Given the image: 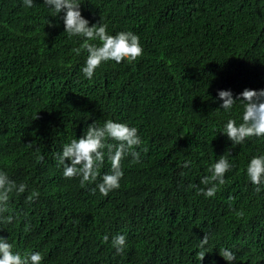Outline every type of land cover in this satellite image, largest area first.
<instances>
[{
	"label": "trees",
	"instance_id": "trees-1",
	"mask_svg": "<svg viewBox=\"0 0 264 264\" xmlns=\"http://www.w3.org/2000/svg\"><path fill=\"white\" fill-rule=\"evenodd\" d=\"M34 2L0 0V170L27 185L10 193L14 218L0 220V236L40 251L43 264H199L207 234L201 264L223 259L224 247L237 256L228 264H264V188L245 172L264 139L230 146L217 133L227 116L207 96L264 87V0H82L90 24L130 30L143 46L91 80L80 71L83 41ZM107 119L138 127L146 151L138 164L121 162V187L104 197L65 178L53 154ZM228 154L235 167L225 183L211 198L198 194ZM109 168L106 160L101 173ZM120 233L127 248L116 254L111 237Z\"/></svg>",
	"mask_w": 264,
	"mask_h": 264
},
{
	"label": "clouds",
	"instance_id": "clouds-1",
	"mask_svg": "<svg viewBox=\"0 0 264 264\" xmlns=\"http://www.w3.org/2000/svg\"><path fill=\"white\" fill-rule=\"evenodd\" d=\"M22 2L27 9L36 5L34 0ZM82 3V0H42L41 4L51 12V17L62 22L63 32L69 38L76 37L83 41L81 47L86 50L87 56L80 71L84 78L93 79L96 70L110 61L116 64L121 61H134L143 54V46L137 34L130 30L111 34L107 24H90L81 13ZM46 24L52 26L47 18ZM207 96L213 103L218 104L216 110L227 116L217 133L224 135L230 146L243 145L252 138L264 139V87L245 88L235 95L231 89H218L215 97ZM142 144L138 127L114 119H107L102 124H97L94 120L86 125L79 138L73 136L53 155L65 178H80L82 186L95 184L92 191H98L107 197L110 192L121 187L124 177L121 162L128 157L133 163L141 162L142 154L146 151ZM230 156L220 155L210 165L209 175L202 177L201 183L211 186L198 189V194L208 198L215 195L217 185H223L225 174L235 167L229 159ZM106 160L110 168L101 173ZM192 164L190 159H185L181 166L190 168ZM245 172L250 184L257 186V191L264 188V150H257L250 156ZM26 188L25 183L17 185L7 172L0 170V220L12 223L14 212L10 193L13 190L23 193ZM36 195L38 194L32 193L33 197ZM25 227L27 229L28 226ZM103 240L108 242L109 236L105 235ZM208 244L209 235L204 234L199 239V250L195 252L199 264L208 253ZM111 246L116 254L123 253L127 248V235L120 233L112 236ZM218 254L223 259L214 256L209 264H228L237 260L236 253L230 247L222 248ZM43 261L44 256L40 251L17 249L8 236H0V264H43Z\"/></svg>",
	"mask_w": 264,
	"mask_h": 264
},
{
	"label": "rangeland",
	"instance_id": "rangeland-1",
	"mask_svg": "<svg viewBox=\"0 0 264 264\" xmlns=\"http://www.w3.org/2000/svg\"><path fill=\"white\" fill-rule=\"evenodd\" d=\"M73 253H75V254H76L75 250H73Z\"/></svg>",
	"mask_w": 264,
	"mask_h": 264
}]
</instances>
